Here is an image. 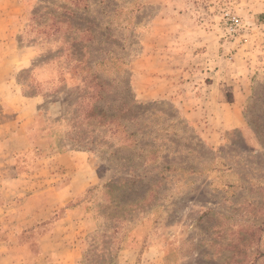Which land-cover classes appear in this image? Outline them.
<instances>
[{
	"label": "rangeland",
	"instance_id": "1",
	"mask_svg": "<svg viewBox=\"0 0 264 264\" xmlns=\"http://www.w3.org/2000/svg\"><path fill=\"white\" fill-rule=\"evenodd\" d=\"M74 70L129 85L136 146ZM0 264H264V0H0Z\"/></svg>",
	"mask_w": 264,
	"mask_h": 264
},
{
	"label": "trees",
	"instance_id": "2",
	"mask_svg": "<svg viewBox=\"0 0 264 264\" xmlns=\"http://www.w3.org/2000/svg\"><path fill=\"white\" fill-rule=\"evenodd\" d=\"M68 27L72 28V26H70L69 24ZM84 30L88 29L85 28ZM76 72L80 76V83L82 84L80 90L81 95H79L77 98L79 107V109L77 110V117L79 118V120L95 119L96 121H99V128H103L104 126H106L104 135L108 136L107 139L109 140V142L107 143V145L110 144L111 137L114 140L112 144L114 145V147L136 146L138 142V138H136L137 131L129 129L130 125H128L126 122H123V120L126 118L125 116H127L130 112H133L132 110L135 108L134 106L137 103L136 100H131V91L129 89V85L127 84L123 86L122 89L117 91V88L111 85L112 81L109 80V78L101 77L100 74L97 73V71H94L93 73L88 72L89 74H85L82 71L74 70L71 77H74V75H76ZM108 94H113L115 97H119L118 99L113 101L116 107L112 105L109 108H104L99 105L101 100H106V105L112 102V100L107 99ZM139 149L144 150L140 147ZM116 150L117 148L111 149L108 153L110 155H113ZM118 182L120 183L116 184ZM127 182L128 181L123 178H117L116 180L110 181L108 180V182L103 184L105 186L104 191L107 193L111 190L113 193L115 184L120 188L126 187V185L128 184V188H130V184ZM114 202L116 203L115 206L117 208V206H119V200L116 198ZM57 215V213L54 214V217H56ZM118 231L119 227H116L114 230H112V233H118ZM122 235L123 234H121L117 239L114 238L111 242L114 249V252L112 251L113 256H116V252H118L120 248ZM114 243H116L117 245L114 246Z\"/></svg>",
	"mask_w": 264,
	"mask_h": 264
},
{
	"label": "crops",
	"instance_id": "3",
	"mask_svg": "<svg viewBox=\"0 0 264 264\" xmlns=\"http://www.w3.org/2000/svg\"><path fill=\"white\" fill-rule=\"evenodd\" d=\"M214 60V59H213ZM215 61V60H214ZM214 69L216 70L214 72V76L216 78H223V79H231V78H235L236 77V70L233 69V70H230L228 72H223L222 68H218V66L222 65V62H219L218 58L216 60V63L214 64ZM217 66V67H216ZM217 79L214 80V82L212 83L213 85H217ZM217 87V86H216ZM215 95V94H214ZM242 95H247V92L246 93H239L238 94V98L237 99H234L232 98L230 101L227 100L226 98L222 97V98H219L217 96H214L213 99L214 101H218L220 102L219 104L222 105V109L219 107V106H215L216 108V111H213V114L217 115L219 114V116L222 118V120H225L226 117H227V114H226V109L224 108H227L228 111H230L233 115H231L229 118H231V122H223V124H221L224 128V130H227V129H232V128H241L244 124H243V121L241 120V118L239 117V114L237 115V110L240 108V103H241V98L240 96ZM236 115V116H235ZM213 129V128H212ZM214 133H216V130L213 129Z\"/></svg>",
	"mask_w": 264,
	"mask_h": 264
}]
</instances>
